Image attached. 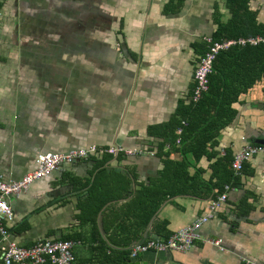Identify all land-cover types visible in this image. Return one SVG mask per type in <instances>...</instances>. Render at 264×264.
<instances>
[{"label":"crops","instance_id":"crops-1","mask_svg":"<svg viewBox=\"0 0 264 264\" xmlns=\"http://www.w3.org/2000/svg\"><path fill=\"white\" fill-rule=\"evenodd\" d=\"M225 25L239 37L264 35V0L3 3L0 175L18 180L34 169L40 153L90 145L142 149L155 156H114L106 163L107 169L127 172L130 186L92 222L81 221L79 207L97 173L92 160L64 165L33 182L9 198L13 217L4 223L8 236L0 237V252L8 241L29 247L72 237L80 242L73 249L76 264H103L95 253L120 264V253L130 254L146 235L162 238L156 233L162 222L164 233L172 234L202 216L218 187L229 181L226 202L201 226V240L188 252H147L137 259L157 254L173 258L170 264H264V154L251 157L240 175H230L231 161L244 144L241 138L252 143L264 135V55L242 52L216 62L217 70L225 72L218 74L221 87L230 84V91L238 92L230 106L233 117L199 159L171 151L172 160L188 162L187 182L183 177L147 225L138 210L127 208L141 185L159 178L161 131L191 102L205 38ZM169 151L164 145L161 153ZM204 239H220L223 250Z\"/></svg>","mask_w":264,"mask_h":264},{"label":"trees","instance_id":"trees-1","mask_svg":"<svg viewBox=\"0 0 264 264\" xmlns=\"http://www.w3.org/2000/svg\"><path fill=\"white\" fill-rule=\"evenodd\" d=\"M5 1L0 0V9ZM222 28L218 30V34H214L212 37L213 41L239 37V34H233L226 30L228 28L227 25L224 26V30ZM261 34H264V32H261ZM205 48L204 51L206 50ZM242 52L256 53L258 56H262L264 55V44L255 47H233L228 51L219 52L213 62L212 72L208 76V91L198 102H190L188 105L180 108L177 118L172 119L161 131L163 142L156 149V154L164 160L160 176L155 180L153 185H141L140 189L135 191L132 203L127 207L138 210L143 225H147L150 222L153 214L166 197L175 193L181 182H183V177L186 178L187 182L186 168L188 162L185 159L181 161L172 160L170 154L172 152L182 155L189 153L195 159H199L206 154L209 143L215 139L219 129L233 117L234 111L230 106L237 100L238 92L235 91L233 93L230 91V84H223L221 87L218 74L225 72L218 71L215 65L222 58H231L232 55L235 56V54ZM231 66L232 64L228 67ZM164 145H168L170 149L166 154L161 153ZM153 156H155V153ZM113 157L111 155H96L89 159L95 163L97 173L92 184L88 186L87 194L79 203L82 216L81 221L83 222H92V218L107 203H116V201L124 197L129 189L131 179L127 172L122 173L120 170L107 169V166L104 167ZM116 157L119 159L127 158V156L122 154ZM232 173L233 170H231L230 175ZM227 184H229V181L218 187L217 195L223 191L224 185ZM112 213V216L115 218V212ZM165 225L166 223L162 222L156 231L159 236H163L162 239H167L171 235L164 233ZM60 240H75V238L69 237ZM95 255L103 258L100 260L103 264H118L109 255L104 253H95ZM128 256V253H120V258L118 259L120 264L127 261Z\"/></svg>","mask_w":264,"mask_h":264},{"label":"built area","instance_id":"built-area-1","mask_svg":"<svg viewBox=\"0 0 264 264\" xmlns=\"http://www.w3.org/2000/svg\"><path fill=\"white\" fill-rule=\"evenodd\" d=\"M206 50L199 57L194 69V86L190 94V101L198 102L208 91V76L212 72V65L219 52L226 51L233 46H258L264 44V35L236 37L213 41L205 38ZM180 132V131H178ZM241 149L234 155L231 168L235 175H240L243 165L253 156L264 154V144L248 143L245 137ZM122 154L127 157L148 155L152 157L153 152L140 149H125L120 146L98 147L90 145L85 148L72 149L62 153H40L34 158V169L23 175L18 180H5L0 175V237L6 239L8 236L5 221L13 217L9 202L10 197H18L22 192L28 190L29 186L40 179L49 177L62 166L79 161H87L93 156ZM230 185H224L223 191L208 201L206 212L185 227L173 232L167 239L148 238L133 246L130 257L137 258L139 254L147 252L172 251L177 253L188 252L197 240H201L199 229L207 223L214 213L226 202ZM204 242L223 250L220 239H204ZM74 240H43L29 247H22L15 242L8 241L0 252V264H76L73 249L79 245ZM248 264H258L247 261Z\"/></svg>","mask_w":264,"mask_h":264},{"label":"water","instance_id":"water-1","mask_svg":"<svg viewBox=\"0 0 264 264\" xmlns=\"http://www.w3.org/2000/svg\"><path fill=\"white\" fill-rule=\"evenodd\" d=\"M252 144H264V135H262L260 137V139L258 140H253ZM154 224L155 221H153L152 223V227L150 229V231L152 232L153 228H154ZM146 239H148V236H145ZM158 254V253H157ZM155 255L153 256L151 259H128L127 261L122 262L121 264H170V263H174V259L171 258L170 256L167 257H161L160 255ZM202 264H206V262L201 261Z\"/></svg>","mask_w":264,"mask_h":264}]
</instances>
